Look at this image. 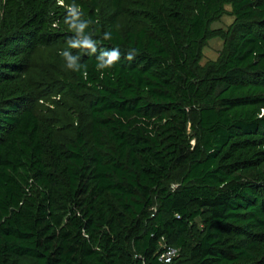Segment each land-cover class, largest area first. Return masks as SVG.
I'll list each match as a JSON object with an SVG mask.
<instances>
[{
	"label": "trees",
	"instance_id": "1",
	"mask_svg": "<svg viewBox=\"0 0 264 264\" xmlns=\"http://www.w3.org/2000/svg\"><path fill=\"white\" fill-rule=\"evenodd\" d=\"M0 264H264V0H0Z\"/></svg>",
	"mask_w": 264,
	"mask_h": 264
},
{
	"label": "rangeland",
	"instance_id": "2",
	"mask_svg": "<svg viewBox=\"0 0 264 264\" xmlns=\"http://www.w3.org/2000/svg\"><path fill=\"white\" fill-rule=\"evenodd\" d=\"M226 9L229 10V6H227ZM232 19H233L232 16L225 14L219 20L213 22L210 25V28L213 30L226 29L227 26L231 23ZM222 45L223 42L219 37H211L208 40H206L202 48L200 64L204 65L205 63L211 60H215L218 57L220 50L222 49ZM52 99L55 101L62 102L63 105L59 106V108L65 107L67 105V103H65L63 99V96L61 98L58 96L56 97L53 96ZM40 102H41L40 104H42L41 109L43 108L44 111L47 110L49 111V110H53L54 108L55 109L57 108V106L54 103H52L51 99H44L43 101L40 100Z\"/></svg>",
	"mask_w": 264,
	"mask_h": 264
},
{
	"label": "built area",
	"instance_id": "3",
	"mask_svg": "<svg viewBox=\"0 0 264 264\" xmlns=\"http://www.w3.org/2000/svg\"><path fill=\"white\" fill-rule=\"evenodd\" d=\"M176 253V250L173 248H167L165 252L161 255V258H163L165 261L170 260L171 257H173Z\"/></svg>",
	"mask_w": 264,
	"mask_h": 264
},
{
	"label": "clouds",
	"instance_id": "4",
	"mask_svg": "<svg viewBox=\"0 0 264 264\" xmlns=\"http://www.w3.org/2000/svg\"><path fill=\"white\" fill-rule=\"evenodd\" d=\"M115 58H116V54L113 53V54H112V57L110 58V62H111V60H114Z\"/></svg>",
	"mask_w": 264,
	"mask_h": 264
}]
</instances>
